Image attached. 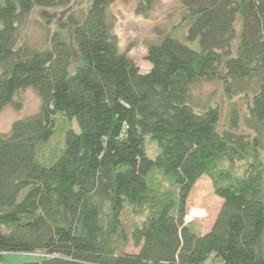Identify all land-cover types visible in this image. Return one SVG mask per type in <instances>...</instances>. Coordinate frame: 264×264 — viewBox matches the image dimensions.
<instances>
[{
  "label": "trees",
  "instance_id": "1",
  "mask_svg": "<svg viewBox=\"0 0 264 264\" xmlns=\"http://www.w3.org/2000/svg\"><path fill=\"white\" fill-rule=\"evenodd\" d=\"M115 1L0 0V110L19 108L26 88L41 99L0 133V261L29 252L41 258L19 264H264V0H179L185 38L156 27L145 73L119 48ZM61 8L72 9L44 42L27 41L37 9L52 19ZM213 81L232 103L223 130L219 104L194 95ZM58 115L79 129L67 125L46 162ZM202 176L223 200L205 233L189 208ZM127 210L142 220L127 227Z\"/></svg>",
  "mask_w": 264,
  "mask_h": 264
},
{
  "label": "rangeland",
  "instance_id": "2",
  "mask_svg": "<svg viewBox=\"0 0 264 264\" xmlns=\"http://www.w3.org/2000/svg\"><path fill=\"white\" fill-rule=\"evenodd\" d=\"M142 0H116L110 7V13L114 20V33L118 38L119 48L122 51L129 50V54L135 59L142 72L150 71L152 64L147 59V42L157 39L155 28L160 27L164 30H172L181 39L185 38L187 33V23L182 19V4L179 0H154L151 9L145 12L138 10V5ZM87 3V0H74L73 7L80 9ZM72 8H61L58 10H49L54 14L53 18L40 15V9L35 11L26 27V38L31 44H41L48 29L56 27L65 21L66 16ZM241 23L236 24V32L239 34ZM237 40L235 41L236 46ZM74 48L75 57L72 64V70H75L83 61L77 48ZM235 49V48H234ZM194 95L201 101L217 102L221 108V118L219 129L228 127L230 104L223 92L222 86L217 81L200 83L194 90ZM17 100L21 103L19 108L14 105H7L0 110V133L10 131L13 122L16 119L26 117L36 113L41 105V99L32 88H26L17 95ZM239 105H244L242 96L232 98ZM66 119L58 115L54 135L42 145L41 152L46 162H50L57 152L64 147L65 127L72 125L77 128L75 121H65ZM238 132H245L240 126ZM146 150L150 156H155L159 149L155 141L150 136L145 138ZM264 157V152H263ZM237 168L240 173L245 170V162H237ZM222 198L217 196L213 189V184L208 176H202L195 185L193 193L190 195L189 208L195 210L190 215L193 226L199 231L205 233L209 231L219 213L222 205ZM140 216H136L130 210L125 211L122 217L123 223L130 227L134 223L140 222ZM129 251L135 250L132 245ZM41 255L29 252H10L3 255L0 264H19L26 261L38 260Z\"/></svg>",
  "mask_w": 264,
  "mask_h": 264
}]
</instances>
